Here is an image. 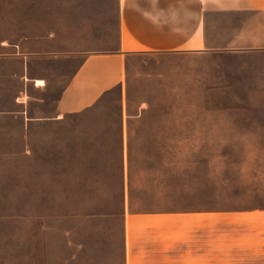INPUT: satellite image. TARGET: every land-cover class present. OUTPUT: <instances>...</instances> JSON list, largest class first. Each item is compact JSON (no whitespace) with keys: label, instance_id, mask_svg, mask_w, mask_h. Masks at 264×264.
Listing matches in <instances>:
<instances>
[{"label":"crops","instance_id":"1","mask_svg":"<svg viewBox=\"0 0 264 264\" xmlns=\"http://www.w3.org/2000/svg\"><path fill=\"white\" fill-rule=\"evenodd\" d=\"M206 64L264 71V0H0V157L20 158L0 161L13 170L0 196H102L115 172L123 202L127 190L150 212L123 206V232L69 217L44 264H173L171 242L130 232L184 211L203 187L183 140L200 120L183 106L204 101ZM58 67L71 75L43 112Z\"/></svg>","mask_w":264,"mask_h":264},{"label":"rangeland","instance_id":"2","mask_svg":"<svg viewBox=\"0 0 264 264\" xmlns=\"http://www.w3.org/2000/svg\"><path fill=\"white\" fill-rule=\"evenodd\" d=\"M245 68L230 65L216 72L206 64L204 101L183 106L184 113L200 120L196 127L183 129V140L189 165L202 161L204 174L190 177L203 187L184 211L156 217L162 221L151 225L136 222L135 232H130L140 242H171L173 264H264V71ZM67 69L58 67L48 77L43 112L53 111L71 75ZM106 111H115V106ZM12 171L0 165L6 177ZM118 177L114 172L110 180L115 183L98 186L102 196H0V217H7L0 220V264H44L50 235L69 217L104 216L123 232L125 210L129 215L149 214L127 190L123 202L121 184L116 183L120 173Z\"/></svg>","mask_w":264,"mask_h":264},{"label":"bare ground","instance_id":"3","mask_svg":"<svg viewBox=\"0 0 264 264\" xmlns=\"http://www.w3.org/2000/svg\"><path fill=\"white\" fill-rule=\"evenodd\" d=\"M36 84H37V86H44L45 85V83L43 81H37Z\"/></svg>","mask_w":264,"mask_h":264}]
</instances>
